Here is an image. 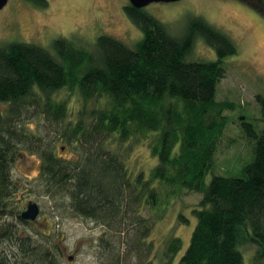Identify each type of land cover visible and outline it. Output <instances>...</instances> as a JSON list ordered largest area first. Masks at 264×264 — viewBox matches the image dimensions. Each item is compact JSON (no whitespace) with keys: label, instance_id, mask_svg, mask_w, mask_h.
Listing matches in <instances>:
<instances>
[{"label":"trees","instance_id":"obj_1","mask_svg":"<svg viewBox=\"0 0 264 264\" xmlns=\"http://www.w3.org/2000/svg\"><path fill=\"white\" fill-rule=\"evenodd\" d=\"M125 10L142 32L134 47L108 34L100 35L92 50L64 37L54 40L53 51L30 42L0 44V101L9 104L6 118L0 117V215L20 187L11 177L14 146L35 140L27 146L41 160L47 194H63L74 211L104 225L101 241L111 253L127 248L131 224L144 227H137V238H147L150 226L142 224L139 213L143 204L157 207L186 189L201 199L194 209L196 226L177 264H264V128L258 127L264 122L240 117L254 151L240 174L206 178L229 124L224 112L236 107L217 100L219 82L229 71L225 59L238 51L235 42L200 16L191 18L185 34L175 36L144 8L128 4ZM198 38L216 51L217 60H188ZM62 89H78L82 106L75 111L67 98H57ZM258 99L263 114L264 97ZM89 100L95 102L92 109L86 106ZM30 105L48 120L50 138L11 126L14 114ZM132 137L152 138L158 162L148 175L135 173L120 151ZM58 143L74 156L62 157ZM22 211L18 216L24 222ZM2 232L5 239L16 235L1 221ZM35 232L28 229L2 248L0 264H58L64 254L55 244L58 236L50 246L35 240ZM109 232L113 242L105 237ZM249 239L257 248L248 262L241 245ZM182 245L173 238L172 254ZM164 264H172L171 257Z\"/></svg>","mask_w":264,"mask_h":264},{"label":"rangeland","instance_id":"obj_2","mask_svg":"<svg viewBox=\"0 0 264 264\" xmlns=\"http://www.w3.org/2000/svg\"><path fill=\"white\" fill-rule=\"evenodd\" d=\"M48 1L47 6H42L30 0H9L0 10V44L30 42L53 51L54 40L64 37L71 39L77 47L92 50L102 34L111 35L131 47L142 36L140 28L125 10L131 4L129 0ZM144 9L163 21L175 36L185 34L191 18L200 16L235 42L238 51L225 59L229 71L219 82L217 100L231 101L236 107L224 112L229 117V124L218 147L215 167L206 178L209 182L213 174H240L254 154L240 117L246 114L257 124L264 122L262 102L258 99L260 95L264 97V0L161 1L153 2ZM198 59L217 60L216 51L203 38L197 39L188 57V60ZM57 98H67L69 107L75 111L83 102L78 89H62ZM86 106L92 109L96 105L93 100H89ZM8 107V103L0 101V117L6 118ZM10 122L13 128H23L29 135L36 132L44 134L46 139L54 135V132L47 130L48 120L46 122L33 105L26 106L21 115L14 114ZM258 127L261 130L264 125L258 124ZM151 140L132 137L120 146V151L125 153L129 159L126 161L135 173L144 170L148 175L158 162V157L150 149ZM33 142L35 140L28 141L22 147L14 146L16 150L13 152L11 177L19 181L20 187L13 200L8 202L5 214L0 215V222L13 226L16 235L5 239L2 232L0 250L8 248L11 240L16 243L17 238L24 237L28 229L47 233L52 230V236L36 231L35 240L44 239L51 246L52 240L58 236L55 244L64 252L58 258V264H164L170 257L172 264H177L197 223L194 209L201 199L200 193L184 189L157 207L143 204L139 213L144 221L142 224L150 226L147 238L138 236V239L135 236L136 229L144 227L138 223L131 224L128 226L127 248L123 247L120 255L117 249L111 253L101 241L106 229L104 225L74 211L71 202L63 194H47L45 179L41 175V160L27 146ZM60 145L62 143H58L62 157L74 156L70 148L60 149ZM30 201L39 203L41 207V214L35 223L23 222L18 216ZM107 234L105 237L113 242L112 232ZM173 238H179L183 245L172 254L170 244ZM148 247L146 254L144 250ZM256 248L257 245L251 239L241 245L248 262ZM15 250H18L16 244Z\"/></svg>","mask_w":264,"mask_h":264},{"label":"water","instance_id":"obj_3","mask_svg":"<svg viewBox=\"0 0 264 264\" xmlns=\"http://www.w3.org/2000/svg\"><path fill=\"white\" fill-rule=\"evenodd\" d=\"M9 0H0V10L3 9L6 4L8 3ZM130 3L137 7V8H145L146 6H148L149 4L153 3V2H173V1H178V0H129ZM41 213V207L39 205V203L35 202V201H30L27 204V207L25 210L22 211L21 213V217L24 220H29V221H36L37 218L39 217ZM72 256H69V259H71Z\"/></svg>","mask_w":264,"mask_h":264}]
</instances>
